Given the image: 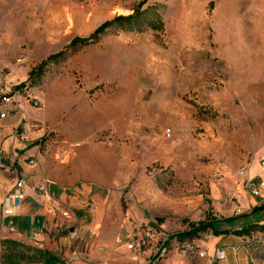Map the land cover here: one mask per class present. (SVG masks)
Here are the masks:
<instances>
[{"label": "rangeland", "instance_id": "obj_1", "mask_svg": "<svg viewBox=\"0 0 264 264\" xmlns=\"http://www.w3.org/2000/svg\"><path fill=\"white\" fill-rule=\"evenodd\" d=\"M0 3V88L27 85L12 152L36 162L41 212L4 219L1 264H207L210 230L174 235L212 219L248 224L245 262L264 264V196L248 206L238 176L264 161V0Z\"/></svg>", "mask_w": 264, "mask_h": 264}, {"label": "crops", "instance_id": "obj_2", "mask_svg": "<svg viewBox=\"0 0 264 264\" xmlns=\"http://www.w3.org/2000/svg\"><path fill=\"white\" fill-rule=\"evenodd\" d=\"M0 7H2L1 6V3H0ZM2 12H3V10H2ZM19 86H22V85L14 86L12 88L18 89V88H20ZM25 86H27V85H25ZM17 122H18L17 119H12V118L9 119L8 118L1 125V129L2 130L0 132V157L3 160V166L0 168V203L2 202L4 196L10 191V189H11V183H12V180H13L14 177L21 178V179H23L25 181V183L26 182L29 183L26 179H28L35 172L34 171L35 170V167H36V162L35 161H34V164L33 165H29V164L26 165L24 163L25 161H27V159H29L28 156H26V157L24 156V158L22 160H19L18 162H15L13 164H10V163L7 162L9 164V166H7V164H6V161L8 159H11V163L14 162L13 161L14 159H18V157H17L18 155L16 153L12 152V150L14 148H17L18 144L15 143L13 141L12 137L10 136L11 130L15 126V124H17ZM24 168H26L27 170L24 169ZM238 176H239V174H238ZM239 177L242 179L241 187H242V190H244L243 189V182L246 179L247 180H249V179H255V178H257V179H264V172L260 168V166L258 167V164H254L251 167V169L249 171V174H248V172H245V177H241V176H239ZM33 179H35V177L29 178V180H33ZM38 180H40V179H38ZM38 180L37 181L35 180L33 182L34 183H41V181H38ZM46 182L48 183L47 180H46ZM245 193H246V191H245ZM41 195L42 194H36L35 193V196H36L37 200H40L41 199V197H42ZM33 198H35V197H33V194L31 192H29V187L27 186L25 200L26 199H29V204L24 205V202H25V200H24L23 203H22V210L16 215L18 218L19 217L21 218V217L29 216V223H28V225L27 226H22V228H24V227H28L29 228L31 218H33V220H34L35 217H39L40 214H41V212H39V211H38L39 212L38 213L39 215L36 214V211H33V212H30L29 211L31 209L30 204L32 203ZM262 200H263V198H260V201L259 202H262ZM246 201H247V205L248 206L249 205H254L253 203L255 202L254 198H250L249 196H248V199ZM34 208H35V210L37 209L36 206ZM236 209H238V208H236ZM263 209H264V207H261L260 210H263ZM261 222H263V221H261ZM247 225H243V227H241L240 229L247 228L248 227ZM10 227H11V231H8V230L2 231L0 233V238H2V234H6L8 232L9 233H13L15 231V229L11 225H10ZM215 227H216V229L219 232H227V234H219L217 236H214L211 233L212 239L206 245L207 246V251L209 250L208 251L209 254L207 253V251L203 250V251L206 252L207 257L204 258V259H207V262H208V257L211 255V253L213 252L214 248L215 247H219L218 245H223V244H226V242H229L228 244H230V247H237V246H239V245H237L236 242L231 243V241H230L231 237L228 236V234L233 235V234H231L233 231H238L240 229H233V230L225 229L224 230L223 228H220V227H217V226H215ZM18 230L19 229H16L17 232H18ZM204 233H206V232H204ZM249 235H250V233H249ZM249 235H243V236H238L237 237V239H239L240 242L243 245L242 246H239L236 252H233L232 249L230 248V252H231L232 257H233V264H246V262H245V256H244L245 255L244 254V249L246 250V248H247V250H248L249 243H248V240H246V238L249 237ZM234 236H236V235H234ZM0 243H1V241H0ZM0 253H1V250H0ZM227 257H228V255H227V252H226V259L223 262H225L227 260ZM46 261H45V263H36V264H46ZM1 262L2 261L0 260V264H1ZM53 264H60V263L56 260Z\"/></svg>", "mask_w": 264, "mask_h": 264}, {"label": "built area", "instance_id": "obj_3", "mask_svg": "<svg viewBox=\"0 0 264 264\" xmlns=\"http://www.w3.org/2000/svg\"><path fill=\"white\" fill-rule=\"evenodd\" d=\"M27 86L20 87L18 89H1L0 88V128L2 122L8 117H14L16 112L20 109L19 104L21 99L19 98L22 93H26ZM19 159H14L13 161L18 162ZM29 165L34 164L33 159H27ZM3 166V160L0 157V168ZM12 166V165H11ZM260 168L264 172V161L259 163ZM239 176L245 177V171L242 169L239 171ZM27 185L25 181L21 178L14 177L11 183L10 191L4 196L2 202L0 203V233L4 230L11 231V227L4 225V219L12 218L16 216L22 210V203L26 198ZM243 189L246 191L250 198L260 199L264 196V179H249L243 182ZM33 191L36 194H41L44 192L43 186H36ZM254 207V205H249ZM237 214H242L241 209H236ZM1 241V238H0ZM133 245H130V248ZM233 252H236L238 247H231ZM187 251H194V247L187 244L184 246L182 253ZM165 249H158L156 253V258L154 261L163 259L165 257ZM199 258H206V252L201 251L198 253ZM226 259V249L223 247H215L211 255L208 257V264H221ZM153 264V261H152Z\"/></svg>", "mask_w": 264, "mask_h": 264}, {"label": "trees", "instance_id": "obj_4", "mask_svg": "<svg viewBox=\"0 0 264 264\" xmlns=\"http://www.w3.org/2000/svg\"><path fill=\"white\" fill-rule=\"evenodd\" d=\"M139 17V14L136 15H129V16H117L115 17L113 20L109 21V22H105L103 24H101L87 39H80V38H75L73 39L70 44L69 47H76V46H84L86 45V43L89 41V39L91 40H96L97 38L100 37V35L104 34L108 28H110L111 26H113L116 23L122 24L125 23L124 25H131V21L137 20L136 18ZM136 24H139L135 21ZM62 55V52L60 54H56V55H52L50 57L47 58V60L42 61L36 68H34L30 73L29 76L30 78L35 75V73H42L45 69V67L47 66L49 61H54L56 62V60H58V58H60ZM257 210V209H256ZM231 221V220H229ZM233 221V220H232ZM216 223H218V221H216L215 219H212L210 221H204L200 224H198L197 226H191L189 228V230L181 232V233H176L174 236L176 239L178 240H185V239H194L195 237H197L200 233H204L208 230L211 231V233L214 236H217L219 234H227V232H219L216 229ZM250 230L249 228H242L238 231H233L231 234L236 235V236H243V235H249ZM56 261L55 258L53 257H49L47 258L46 264H53Z\"/></svg>", "mask_w": 264, "mask_h": 264}, {"label": "water", "instance_id": "obj_5", "mask_svg": "<svg viewBox=\"0 0 264 264\" xmlns=\"http://www.w3.org/2000/svg\"><path fill=\"white\" fill-rule=\"evenodd\" d=\"M72 231V229H70V232Z\"/></svg>", "mask_w": 264, "mask_h": 264}]
</instances>
